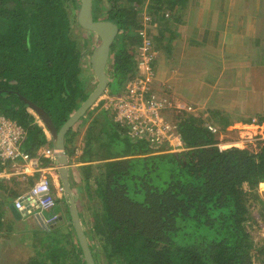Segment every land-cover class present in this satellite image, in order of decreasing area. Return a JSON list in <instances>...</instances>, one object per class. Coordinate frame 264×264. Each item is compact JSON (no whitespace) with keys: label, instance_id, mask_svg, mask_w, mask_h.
I'll return each mask as SVG.
<instances>
[{"label":"trees","instance_id":"16d2710c","mask_svg":"<svg viewBox=\"0 0 264 264\" xmlns=\"http://www.w3.org/2000/svg\"><path fill=\"white\" fill-rule=\"evenodd\" d=\"M91 2L94 20L104 14L103 20L118 27L119 47L110 50L112 93L136 75L139 12L163 20L165 8L188 0ZM79 6L80 0H0V115L23 127L20 148L31 157L48 140L21 96L59 128L89 94L88 72L83 74L91 66L89 61L83 66L82 49L93 32L79 26ZM238 11L231 12L235 25ZM174 118L184 148L179 152L117 135L101 148L93 130L86 133V142L97 141V149L84 145L78 158L83 173L95 170L88 175L96 182L90 195L99 205L84 230L95 264H264V241L255 243L245 230L247 220H264V192L258 189L264 182V140L256 150L221 149L201 118L187 112ZM95 159L100 164L93 165ZM70 229L61 234L28 229L44 253L18 264H87L72 224Z\"/></svg>","mask_w":264,"mask_h":264},{"label":"crops","instance_id":"0c3cea01","mask_svg":"<svg viewBox=\"0 0 264 264\" xmlns=\"http://www.w3.org/2000/svg\"><path fill=\"white\" fill-rule=\"evenodd\" d=\"M205 4L207 5L189 0L185 6L177 5L171 11L165 8L164 12H161L164 14L163 20H159L157 15L149 14L153 21L151 20L148 28V36L155 52L152 57L155 76L152 90L156 97H170L175 104L183 105L179 113L187 112L193 117L201 118L205 123L213 124L220 133L222 132L217 136L218 142L221 138L225 139V132H231L234 139L237 136L250 137L258 129L264 131V124L260 122L264 118V0H208ZM237 9L239 11L235 25L230 18L233 17L231 12ZM139 13L142 18L143 12ZM127 41H123L125 47H128ZM136 60L135 48L133 70H136L137 75ZM88 61L90 62V56ZM113 64L110 52L106 66L109 84L112 82ZM86 75L88 79L85 90L92 87L91 81H95L96 85L92 69ZM123 87L124 85L111 94H119ZM108 93L110 92L107 91ZM103 96L105 92L101 97ZM101 97L100 101L94 104L93 111L102 102ZM188 106L192 108L191 111L186 109ZM26 110L36 117V123L42 127L48 142L36 151V171L22 177L10 176L0 179V233L4 235L10 228L16 231L5 235L22 237L29 233L28 229H45L48 233L61 234L68 230L65 215L70 214L69 197L64 194L62 188L58 161L55 157L43 154L46 149L53 152L51 134L33 110L29 107H26ZM89 110L80 118L81 123L77 130L75 123L67 132V140L65 136V149L69 157L68 181L81 224L86 231L85 222L99 205L97 197L90 195H95L96 182L88 175H94L95 170L92 168L86 175L81 168L84 162L78 160L84 145L92 147L93 150L97 149V141L86 142V133L90 132L91 128L100 139V130L105 126L121 139L128 137L131 141H137L127 135L126 126L114 121L112 113L99 109L101 114L92 112L90 115ZM168 117L171 121H176L173 116ZM89 121L91 126H87ZM74 132H77V135L73 139ZM150 146L156 148L151 144ZM99 162L100 159L92 161L93 165ZM43 175L50 181L51 194L56 201L54 208L47 212L48 215L43 212L44 216L35 213L37 209L32 213L30 209L25 208L29 215L17 218L10 205L14 203L15 198L29 192L32 185ZM261 185H264V182ZM52 229L53 231H50Z\"/></svg>","mask_w":264,"mask_h":264},{"label":"built area","instance_id":"2783aa9c","mask_svg":"<svg viewBox=\"0 0 264 264\" xmlns=\"http://www.w3.org/2000/svg\"><path fill=\"white\" fill-rule=\"evenodd\" d=\"M142 22L143 27L139 31L141 43L137 48V75L125 83L119 94L108 93L103 96V109L112 113L114 121L126 126L127 135L132 139L145 140L157 148L162 146L167 151L179 152L184 149L183 142L177 124L168 118L166 112L169 108L182 107L181 104H175L167 98L156 97L152 90V82L155 78L152 57L155 52L146 32V28L151 23L147 12L142 13ZM187 108L191 109V107ZM207 128L211 132L216 130L210 125ZM23 139V127L0 115V179L10 174L7 171L8 161L13 165L20 160L25 162L24 166L14 165L15 173L37 170V160L20 148ZM53 153L51 149L43 152L50 157ZM54 205L55 199L51 194L50 181L46 175L39 177L29 192L14 200L17 209H37L35 213H39L40 216L43 212L51 211Z\"/></svg>","mask_w":264,"mask_h":264},{"label":"water","instance_id":"95a60500","mask_svg":"<svg viewBox=\"0 0 264 264\" xmlns=\"http://www.w3.org/2000/svg\"><path fill=\"white\" fill-rule=\"evenodd\" d=\"M76 20L79 26H81L84 30L93 32L99 38L98 44L92 49L90 55V66L96 78V85L93 90L59 128L54 126L53 122L46 114L44 109L37 107L33 102L25 99L22 96L21 98L25 101L27 106L38 115L45 128L51 134L54 152L52 157H55L59 163L58 174L60 176L64 194L69 197L71 223L73 225L76 238L78 240L79 246L82 249L86 263L95 264L68 181L69 157L65 149V136L69 129L80 120V118L108 89L109 75L106 72V66L109 59L111 45L118 33V27L110 20H94L92 16L91 0H80V6L76 13ZM10 207L17 218L27 215L25 209H17L14 206V203H12Z\"/></svg>","mask_w":264,"mask_h":264},{"label":"rangeland","instance_id":"374dc122","mask_svg":"<svg viewBox=\"0 0 264 264\" xmlns=\"http://www.w3.org/2000/svg\"><path fill=\"white\" fill-rule=\"evenodd\" d=\"M207 1L208 0H193L194 3L202 2V4H204V5H207V4H205V3H207ZM183 13L185 15V12H183ZM105 16L106 15L103 14L100 19H103V17H105ZM150 18L153 21V19H152L153 17L150 16ZM148 28H150V25L148 26ZM148 28H146L147 29L146 32L150 33V31H148ZM179 28L180 27H178V29ZM151 33H152V31H151ZM88 36L90 37L89 46L88 45L84 46L85 48L83 47V49H82V63H83V66L87 65L88 60H89V56H90V51L99 42V38H98V36L96 34H93L92 36H90V35H88ZM115 41H117V39H114V41L112 43V48L119 47L116 44ZM86 72H88V70H85L83 75H85ZM91 85H92L91 88H87V89H90L89 93L95 87V81H91ZM107 91H109V89H107L105 91V95L107 94ZM164 98H167V99L171 100L170 97H164ZM101 100H102V102L99 105H97L98 109L96 108L94 111L92 109L94 107V104H97L96 102H99V101H96L92 105V107L90 108L91 110H89V112H91V113L93 112L94 114H96L97 112L98 113L100 112L99 114H101V110H103L102 107L104 106L103 97H101ZM181 107H183V105H181ZM188 107H190V106H188ZM99 109H101V110H99ZM186 109H188V108H186ZM167 112L169 113L168 115L174 117L175 114L179 113V109L175 110L173 108H169L167 110ZM167 112H166V114H167ZM80 123H81L80 120L78 122H76V125H75L76 126L75 127L76 130H77V128H78ZM204 124H206L207 127H208V125L214 127L213 124H211V123H205L204 122ZM89 125L90 126L92 125L91 121H89V123L87 124V126H89ZM103 131L105 132L104 134H103ZM212 133H214L216 137L218 135L220 136L222 134V132L220 133L217 128H216L215 132H212ZM225 134H227L225 136V139L221 138L219 140V142L217 143L218 146L220 145L219 147L221 149H225V148H228V147L235 146V147H238V148H249V149H255L256 150V148L259 146L258 142L264 140V131H261L260 129L255 131V134L250 135V137L248 135H246L244 137H241V138L239 136H237L234 139V135L231 132H225ZM68 135H69V133L66 134V140L68 138ZM76 135H77V132H74L73 139L76 137ZM114 136H116V134L111 129H109L108 127L102 126V128L100 130V137L101 138L98 140V144L101 145V146H104V144H106L109 141V139H111V141L113 142ZM114 143H115L114 147H117V148L121 145V142H120L119 139H117V140L115 139ZM76 145H77V142H76ZM18 164L20 166L21 165L24 166L25 162H22L20 160V161H17V163L14 164V165L16 166ZM14 165L11 164V163H9V165H7L8 166L7 167V171H9L10 174L7 175L6 177L1 178V180L4 179V178L10 177V176H12V177L21 176L22 177V176L28 174V173H15L16 167ZM258 189H259L260 192H264V185H261V183H260ZM261 196L264 198V195L261 194ZM262 211H264V210H262ZM46 215H48V213ZM254 216L256 217L257 215L253 214V217ZM66 219H67L66 221L68 223V226H66V228L69 230L70 229V225H71V220L68 219L67 216H66ZM64 221H65V219H64ZM245 226H246L245 227L246 232H248L249 235L251 237H253V239L255 240V243L262 244L263 241H264V220L260 219V217L257 216L256 217V221H254V222H252L250 220H247L246 223H245ZM72 232H73V230H72ZM70 238L72 239V241L76 242L73 233L70 235ZM33 240H34V237L30 233H27V234H25V236H22V237H18L16 235H2L0 233V264H18V263L28 262L29 259H32V257H35V258L41 257V253H44V248L41 247L39 249V245L36 242H34L35 240L34 241ZM38 250H39V252H38ZM256 264H258V263L256 262Z\"/></svg>","mask_w":264,"mask_h":264},{"label":"clouds","instance_id":"9594fccd","mask_svg":"<svg viewBox=\"0 0 264 264\" xmlns=\"http://www.w3.org/2000/svg\"><path fill=\"white\" fill-rule=\"evenodd\" d=\"M93 34H94V33H93ZM13 202H14V201H13ZM55 204H56V201H55ZM54 206H55V205H54ZM53 208H54V207H53ZM53 208H52V209H53ZM52 209H51V210H52ZM35 210H36V209H32L31 212L33 213ZM49 212H50V211H49ZM29 213H30V212H29ZM44 213H45V212H44ZM46 213H47V212H46ZM30 214H31V213H30ZM42 214H43V213H42ZM27 215H29V214H27ZM43 216H44V215H43Z\"/></svg>","mask_w":264,"mask_h":264}]
</instances>
